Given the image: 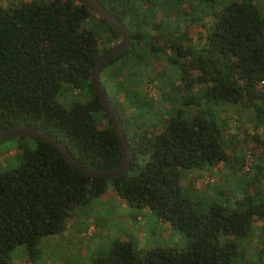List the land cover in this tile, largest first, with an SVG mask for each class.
Returning a JSON list of instances; mask_svg holds the SVG:
<instances>
[{
    "label": "trees",
    "instance_id": "16d2710c",
    "mask_svg": "<svg viewBox=\"0 0 264 264\" xmlns=\"http://www.w3.org/2000/svg\"><path fill=\"white\" fill-rule=\"evenodd\" d=\"M99 2L132 37L100 71L132 151L131 166L113 179L87 176L49 142L15 138L22 141L17 163L0 170V264H10L18 245L36 255L42 238L64 232L75 207L102 196L108 184L133 210L132 219L141 220L139 211L147 208L185 244L137 249L119 238L91 264H257L245 251L254 223L264 218V136L246 139L249 155L238 152L220 115L236 106L264 129L262 0ZM100 34L111 43L119 39L81 0L0 4V129L37 126L81 165L115 167L118 139L89 78L113 45L100 48ZM145 76L157 82L159 97L144 92ZM69 92L84 100L65 105ZM220 164L244 185L242 193L227 194L213 182L209 193L182 184L192 171ZM242 170L248 183L238 175Z\"/></svg>",
    "mask_w": 264,
    "mask_h": 264
},
{
    "label": "rangeland",
    "instance_id": "374dc122",
    "mask_svg": "<svg viewBox=\"0 0 264 264\" xmlns=\"http://www.w3.org/2000/svg\"><path fill=\"white\" fill-rule=\"evenodd\" d=\"M21 1L24 0H0V4L11 6ZM262 3L259 6L264 16V0ZM91 23L96 24L97 18ZM197 29V27H193V37H195ZM100 36V48L118 41L111 43L106 40L107 34H100ZM104 74L105 72L101 74L102 77ZM146 80L145 76L142 82L144 92L153 98L159 97L157 82ZM67 96V100L63 99L65 105L74 100H84L80 95H73L72 92H69ZM229 108V113H223L220 116L227 121L226 128L230 133L229 137L232 136L234 139L233 145H235L236 151L249 155L246 139L250 140L252 134L255 133L263 137L264 129L262 126H255L245 111H241L236 106H229ZM235 111L239 112L236 114ZM21 142L13 139L0 144V170L11 169L16 165L18 156L22 152ZM244 171L242 170L238 174L242 178L241 181L249 177ZM252 174L253 170L249 175ZM234 178L237 177L229 175L227 167L220 164L213 171H192L182 181V184L192 188L195 192L206 190L209 193L210 189L207 188V185L209 182H213L219 185L220 189H224L227 194L237 195L239 191L243 192L244 185L235 182ZM131 211L133 210L116 196L112 185L108 184L106 192L102 196L91 200L86 205L75 207L64 232L60 235H49L42 238L37 246L38 253L36 255L31 256L23 245L16 246L11 251L10 264H91V259L94 256L108 252L112 242L119 238L132 240L137 249H147L152 245L163 244L184 246V236L178 230L171 228L168 222L160 221L147 208H142L139 211L142 218L137 221L129 216ZM260 225L264 226V218L254 223L245 255L254 259L257 264H264V234L260 231ZM258 253L261 256H258ZM244 262L242 261L241 264H245Z\"/></svg>",
    "mask_w": 264,
    "mask_h": 264
},
{
    "label": "water",
    "instance_id": "95a60500",
    "mask_svg": "<svg viewBox=\"0 0 264 264\" xmlns=\"http://www.w3.org/2000/svg\"><path fill=\"white\" fill-rule=\"evenodd\" d=\"M81 1H83L91 10H93L96 14L103 18L104 21L119 35L118 41L113 44L110 48L106 49L103 53H101L98 60L91 69L89 78L91 86L94 92L96 93L97 97L99 98L104 108V112L108 116L110 123L116 133L121 153L120 162L115 167L107 170H97L83 166L68 151L67 147L63 143H61L56 137L44 131L40 127L28 124L16 125L0 129V142L23 137L40 138L49 142L51 145L57 148L74 171L87 176H96L105 179H113L126 173L129 170L131 166L132 151L128 142L125 139L119 113L113 106L111 99L102 84L100 78V71L105 63H107L113 57L120 54L131 46L132 37L129 28L115 15L110 13L99 2V0Z\"/></svg>",
    "mask_w": 264,
    "mask_h": 264
}]
</instances>
